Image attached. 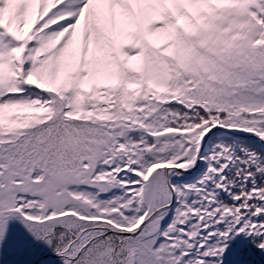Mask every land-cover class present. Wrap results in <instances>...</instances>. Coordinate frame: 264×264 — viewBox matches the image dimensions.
Here are the masks:
<instances>
[{
    "label": "snow or ice",
    "instance_id": "snow-or-ice-1",
    "mask_svg": "<svg viewBox=\"0 0 264 264\" xmlns=\"http://www.w3.org/2000/svg\"><path fill=\"white\" fill-rule=\"evenodd\" d=\"M0 264H264V0H0Z\"/></svg>",
    "mask_w": 264,
    "mask_h": 264
}]
</instances>
